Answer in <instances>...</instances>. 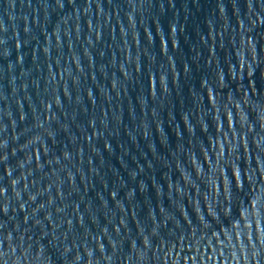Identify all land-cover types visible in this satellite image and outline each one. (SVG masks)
Segmentation results:
<instances>
[{"label": "water", "instance_id": "water-1", "mask_svg": "<svg viewBox=\"0 0 264 264\" xmlns=\"http://www.w3.org/2000/svg\"><path fill=\"white\" fill-rule=\"evenodd\" d=\"M0 264H264V0H0Z\"/></svg>", "mask_w": 264, "mask_h": 264}]
</instances>
